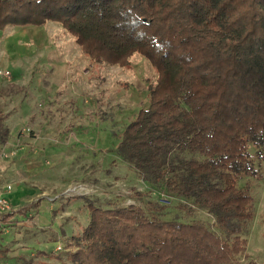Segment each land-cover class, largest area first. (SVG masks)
Instances as JSON below:
<instances>
[{"label": "trees", "instance_id": "1", "mask_svg": "<svg viewBox=\"0 0 264 264\" xmlns=\"http://www.w3.org/2000/svg\"><path fill=\"white\" fill-rule=\"evenodd\" d=\"M47 22L62 26L97 67L129 68L135 54L150 63L156 79L147 107L120 133L117 153L144 180L189 204L180 207L210 214L220 233L199 220H161L136 205L101 207L77 197L87 224L63 255L36 250L35 257L60 264H240L253 214L252 197L237 179L257 173L250 144L264 159V0H0V32ZM4 120L0 112V146L10 138Z\"/></svg>", "mask_w": 264, "mask_h": 264}, {"label": "rangeland", "instance_id": "2", "mask_svg": "<svg viewBox=\"0 0 264 264\" xmlns=\"http://www.w3.org/2000/svg\"><path fill=\"white\" fill-rule=\"evenodd\" d=\"M130 62L129 68L95 66L53 22L0 32V69L11 74L0 77V112L10 131L0 146V198L9 203L0 211V245L7 249L0 263L32 257L34 264H60L34 253H65L89 218L77 197L101 207L136 205L161 220H199L220 233L210 214L180 207L189 204L144 180L118 155L119 135L147 107L148 84L156 79L144 57L135 54ZM256 151L250 144L257 173L237 179L252 197L253 214L242 234L247 244L240 264H264V159ZM5 214L11 215L6 222ZM53 236L56 242L49 241Z\"/></svg>", "mask_w": 264, "mask_h": 264}, {"label": "built area", "instance_id": "3", "mask_svg": "<svg viewBox=\"0 0 264 264\" xmlns=\"http://www.w3.org/2000/svg\"><path fill=\"white\" fill-rule=\"evenodd\" d=\"M10 72L8 70L0 69V77L2 78H9ZM9 210V203L6 198H0V211H7ZM57 250H60V247H57Z\"/></svg>", "mask_w": 264, "mask_h": 264}, {"label": "crops", "instance_id": "4", "mask_svg": "<svg viewBox=\"0 0 264 264\" xmlns=\"http://www.w3.org/2000/svg\"><path fill=\"white\" fill-rule=\"evenodd\" d=\"M50 229L52 230V231H54V232H58L53 226H50ZM58 236H59V233H58ZM52 251V250H51ZM0 264H8V262H2V263H0Z\"/></svg>", "mask_w": 264, "mask_h": 264}]
</instances>
